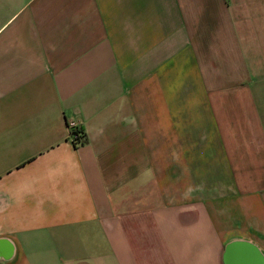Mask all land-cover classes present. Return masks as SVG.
Returning <instances> with one entry per match:
<instances>
[{
	"label": "crops",
	"instance_id": "crops-1",
	"mask_svg": "<svg viewBox=\"0 0 264 264\" xmlns=\"http://www.w3.org/2000/svg\"><path fill=\"white\" fill-rule=\"evenodd\" d=\"M0 264H264V0H0Z\"/></svg>",
	"mask_w": 264,
	"mask_h": 264
},
{
	"label": "built area",
	"instance_id": "built-area-1",
	"mask_svg": "<svg viewBox=\"0 0 264 264\" xmlns=\"http://www.w3.org/2000/svg\"><path fill=\"white\" fill-rule=\"evenodd\" d=\"M69 128H70V137L72 139V141L76 144H80L84 141V139L79 140L78 139V135L80 136V128L78 126V124L75 121H70L69 122ZM78 132V133H76Z\"/></svg>",
	"mask_w": 264,
	"mask_h": 264
},
{
	"label": "trees",
	"instance_id": "trees-1",
	"mask_svg": "<svg viewBox=\"0 0 264 264\" xmlns=\"http://www.w3.org/2000/svg\"><path fill=\"white\" fill-rule=\"evenodd\" d=\"M76 133H78V132H76ZM80 133H81V135H80V136L78 135V139H79V140H82V139L85 140V134H84V132H83L82 129H80ZM83 142H84V141H83Z\"/></svg>",
	"mask_w": 264,
	"mask_h": 264
}]
</instances>
